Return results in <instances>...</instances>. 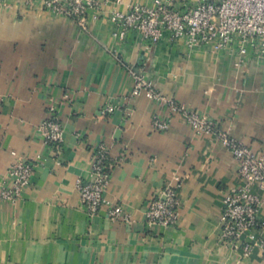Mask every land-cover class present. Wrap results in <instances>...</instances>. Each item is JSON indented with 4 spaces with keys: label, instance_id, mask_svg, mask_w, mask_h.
<instances>
[{
    "label": "crops",
    "instance_id": "1",
    "mask_svg": "<svg viewBox=\"0 0 264 264\" xmlns=\"http://www.w3.org/2000/svg\"><path fill=\"white\" fill-rule=\"evenodd\" d=\"M132 1L103 3L89 32L26 0L0 3V184L11 151L42 157L21 198L0 199V264H264L258 249L243 257L219 238L223 196L239 183L236 160L214 134H195L182 115L144 92L130 96L125 67L143 66L165 95L264 153V63L188 56L166 39L152 48L132 37L119 43L107 16ZM106 103L115 109L100 115ZM50 105L64 127L58 145L43 144L36 130ZM155 116H169V127L154 129ZM98 144L109 150L108 204L88 217L76 180L89 178ZM176 176L178 223L149 225L146 208ZM253 190L264 219V191ZM114 206L127 220L110 219Z\"/></svg>",
    "mask_w": 264,
    "mask_h": 264
},
{
    "label": "built area",
    "instance_id": "2",
    "mask_svg": "<svg viewBox=\"0 0 264 264\" xmlns=\"http://www.w3.org/2000/svg\"><path fill=\"white\" fill-rule=\"evenodd\" d=\"M109 1L26 0L25 3L28 7L39 6L53 16L68 18L89 32V22L99 18L101 5ZM112 1L122 3V0ZM107 18L109 36L119 43L132 37L152 48L166 39L183 48L188 56L197 52L230 55L236 58V66L247 57L264 63V0H133L125 10H110ZM125 67L133 81L130 96L144 92L149 100L165 105L171 114L182 115L195 134H214L236 160L239 183L223 196L219 238L234 249L240 248L243 257L258 249L264 262V219L258 216L263 199L253 190L256 186L264 191V153L255 152L229 131L218 127L208 115L165 95L146 76L143 66L127 64ZM114 109L113 104L106 103L99 114L106 115ZM169 121V116H155L152 126L164 131ZM36 130L43 144L58 145L64 141V127L54 105L49 106V116L37 124ZM11 154L15 159L8 165L0 184V199L13 203L29 186L34 167L42 157L18 156L16 151ZM109 171V150L104 144H98L91 155L89 178L76 180L88 217L95 216L103 204H108L103 193ZM174 179L146 208L145 220L149 225L178 223L181 206L178 187L182 179L179 176ZM108 216L111 220L128 218L118 206L109 207Z\"/></svg>",
    "mask_w": 264,
    "mask_h": 264
},
{
    "label": "rangeland",
    "instance_id": "3",
    "mask_svg": "<svg viewBox=\"0 0 264 264\" xmlns=\"http://www.w3.org/2000/svg\"><path fill=\"white\" fill-rule=\"evenodd\" d=\"M0 3H7L6 2V0H0ZM214 120V119H213ZM215 121V120H214ZM216 123H217V125H218V127H220V124L217 122V121H215ZM223 129V128H222ZM225 130H227V131H229V132H231V129L230 128H224Z\"/></svg>",
    "mask_w": 264,
    "mask_h": 264
}]
</instances>
